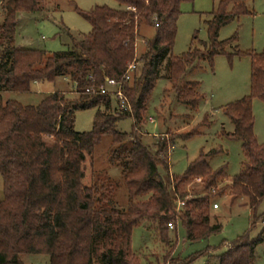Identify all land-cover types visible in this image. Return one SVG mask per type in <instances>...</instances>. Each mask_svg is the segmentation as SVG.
<instances>
[{
    "label": "trees",
    "instance_id": "1",
    "mask_svg": "<svg viewBox=\"0 0 264 264\" xmlns=\"http://www.w3.org/2000/svg\"><path fill=\"white\" fill-rule=\"evenodd\" d=\"M115 1L123 8L103 5L81 10L92 30L80 39L73 37L71 48L50 53L20 48L15 40L19 14L43 12V0H0L5 12L0 24V264H26L24 254L48 255L49 264H135L132 234L142 220L157 222L163 242L169 240V223L183 226L189 242L204 241L222 228L210 216V205L215 196L226 193L232 202L246 199L252 224L260 218L264 143L255 135L253 99L264 100V49L251 54L250 94L224 107L235 126L224 135L240 141L244 154L242 168L230 182L226 167L213 169L208 162L218 149L202 152L174 177L170 149L176 135L144 141L146 113L157 82L169 80L176 100L196 109L204 97L199 82L181 80L197 60L212 62L237 40L236 35L220 40L219 30L252 13L247 0H220L207 21L208 40L182 55L173 54L177 22L181 4L192 0ZM143 24L154 27L155 34L137 57ZM132 64L137 69L127 79ZM61 77L72 81L78 98L55 91L38 105H24L3 96L8 91L29 92L34 83ZM107 79L119 83L124 104L114 91L101 92ZM91 108L96 109L92 129L77 131L76 112ZM128 118L131 130H120L118 123ZM105 136L111 141L108 164L119 168L120 180L93 175L88 183L87 165L90 160L93 167L95 150ZM192 136L189 132L177 139ZM194 179L202 180L201 189L181 191ZM120 187L126 192L124 203L116 199ZM179 201L184 202L180 208ZM263 242V233L251 239L247 232L216 254V262L252 264L256 247ZM194 260L181 263L177 258L175 264Z\"/></svg>",
    "mask_w": 264,
    "mask_h": 264
},
{
    "label": "rangeland",
    "instance_id": "2",
    "mask_svg": "<svg viewBox=\"0 0 264 264\" xmlns=\"http://www.w3.org/2000/svg\"><path fill=\"white\" fill-rule=\"evenodd\" d=\"M220 0H192L181 4V14L177 22V36L173 54L182 55L191 47H201L208 40L207 21L211 19ZM44 11L41 13L19 14L16 29V45L20 48L56 52L67 50L73 46V37L80 39L91 30V24L80 11L87 12L96 6L106 5L113 9L123 8L115 0H43ZM251 14L235 20L219 30V39L227 40L237 36V40L226 46V53L216 54L213 61L197 60L194 68L181 80L198 81L199 91L203 99L196 109L176 100L173 83L160 79L153 91L147 121L145 123L144 141L156 142L160 137L175 136V145L170 149V172L174 177L182 175L188 164L202 152L218 149L217 154L209 157L208 162L213 169L226 167L228 182L242 168L244 154L242 143L231 140L224 132H233L234 124L224 113V107L246 95L251 90V54L264 49V0H247ZM5 12L0 3V24ZM155 34V28L143 24L137 38V57L147 50V42ZM141 65V64H140ZM166 68L162 74H166ZM58 91L69 99L78 98L74 84L69 78H57L55 81L34 83L31 91L25 93L4 92L6 100H16L24 105H38L49 93ZM96 109L77 111L75 114V129L79 132L90 131ZM253 114L255 118V135L259 143H264V100L253 99ZM153 119V121L150 120ZM205 118L207 119L206 121ZM120 130L129 132L132 120L125 119L118 123ZM193 132L187 140L177 139V135ZM110 138L105 136L97 146L91 162L87 165L91 176L87 182L95 179H105L111 176L120 180V170L108 164ZM93 176V177H92ZM94 179V178H93ZM120 182V181H119ZM202 180L194 179L183 185L181 191L198 190L202 188ZM124 188L116 190V199L124 203ZM126 193V192H125ZM3 198V182L0 175V200ZM142 197L140 200H145ZM246 199L232 202L226 193L215 196L210 205V216L217 218L222 228L209 239L191 243L186 238V231L178 223L175 229L167 233L168 242L160 237L156 221L142 220L135 226L132 234L133 261L135 264H175L192 261L190 264H217L215 255L224 251L231 241L249 232L255 239L261 233L264 235V200L258 208L260 218L252 224L251 210ZM217 204L218 208L214 205ZM178 229V233H177ZM223 243V244H222ZM217 247L220 249L216 250ZM26 264H49V256L45 254H24ZM252 264H264V242L256 247Z\"/></svg>",
    "mask_w": 264,
    "mask_h": 264
},
{
    "label": "built area",
    "instance_id": "3",
    "mask_svg": "<svg viewBox=\"0 0 264 264\" xmlns=\"http://www.w3.org/2000/svg\"><path fill=\"white\" fill-rule=\"evenodd\" d=\"M136 69H137V65L136 64L130 65L128 74L126 76L127 79H130L132 77V75H133V73H134V71ZM100 89H101V92L103 94H106L108 92L111 93L112 91H114V93H116V95L121 99L122 104L125 103V97H124L123 93L121 92V89L119 87V83L116 80H114V79H107L106 84L103 85ZM150 120L153 121L152 118H150ZM183 205H184V202L179 201L178 208L182 207ZM214 207L217 208L218 205L215 204ZM169 227L170 228H173V224L172 223H169Z\"/></svg>",
    "mask_w": 264,
    "mask_h": 264
}]
</instances>
